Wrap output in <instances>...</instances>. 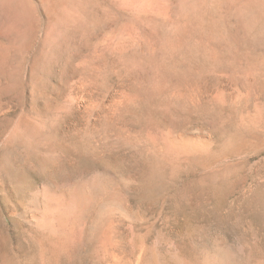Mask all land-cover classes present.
<instances>
[{
    "label": "rangeland",
    "instance_id": "1",
    "mask_svg": "<svg viewBox=\"0 0 264 264\" xmlns=\"http://www.w3.org/2000/svg\"><path fill=\"white\" fill-rule=\"evenodd\" d=\"M0 264H264V0H0Z\"/></svg>",
    "mask_w": 264,
    "mask_h": 264
},
{
    "label": "bare ground",
    "instance_id": "2",
    "mask_svg": "<svg viewBox=\"0 0 264 264\" xmlns=\"http://www.w3.org/2000/svg\"><path fill=\"white\" fill-rule=\"evenodd\" d=\"M81 200H83L82 194H80L79 192H76V193H74V195L71 198H69L68 200H66L64 202V204L62 205L61 208H57V210H55L58 213L57 218H55V220H57V222H55V223L59 224L58 229L63 228L65 230L67 227L71 228L72 226H74V224L76 223V220H77L75 213H77V212L79 213V211H77V212H75V211H76L77 207L79 208ZM55 211H53V212H55ZM51 223H52L51 225H53V222H51ZM47 226H48V224H47ZM63 229H61V232L64 231ZM67 231H69V230H67ZM63 233H66V232H63ZM65 246H67V244L65 242L59 244L58 245L59 251L63 250L65 248Z\"/></svg>",
    "mask_w": 264,
    "mask_h": 264
}]
</instances>
